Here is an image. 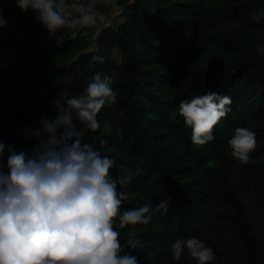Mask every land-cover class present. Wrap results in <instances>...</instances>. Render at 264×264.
Returning a JSON list of instances; mask_svg holds the SVG:
<instances>
[{
    "label": "trees",
    "instance_id": "1",
    "mask_svg": "<svg viewBox=\"0 0 264 264\" xmlns=\"http://www.w3.org/2000/svg\"><path fill=\"white\" fill-rule=\"evenodd\" d=\"M112 1L125 19L103 28L97 42L120 53L118 65L100 63L92 53L73 58L82 50L71 38L77 28L49 33L14 1L0 0V47L38 53L49 34L54 52L22 59L19 69L0 62V116L13 102L26 109L11 129L0 123V143L30 153L39 140L28 130L42 115L54 118L53 98L61 91L81 94L100 72L110 77L116 101L102 106L100 128L86 130L83 141L114 159L110 173L120 180L117 190L127 193L121 211L146 203L154 209L169 198L168 212L152 211L147 224L114 225L125 251L139 264H197L187 249L174 259L171 248L195 235L213 248L210 264H264V57L254 43L255 35L264 36V17L254 19L258 11L264 15V0ZM209 89L229 95L232 110L214 126L215 139L198 145L179 103ZM237 127L256 133L247 164L228 145ZM171 144L189 158L169 155ZM7 155L6 147L0 170H7Z\"/></svg>",
    "mask_w": 264,
    "mask_h": 264
},
{
    "label": "clouds",
    "instance_id": "2",
    "mask_svg": "<svg viewBox=\"0 0 264 264\" xmlns=\"http://www.w3.org/2000/svg\"><path fill=\"white\" fill-rule=\"evenodd\" d=\"M15 6L49 33L96 23L90 0H76L72 10L65 0H15ZM4 22L0 18V26ZM93 59L104 62L103 56ZM116 95L110 77L96 72L81 94L61 91L53 98L54 118L42 115L39 126L28 130L39 140L30 153L0 143V154L8 148L7 170H0V264H139L114 225L147 224L152 211L168 212L169 198L154 209L146 203L121 211L127 193L117 190L120 180L110 173L114 159L83 141L86 130L100 128L97 114L115 103ZM231 104L229 95L211 89L182 100L178 111L191 128L192 142L213 141L214 126L231 112ZM256 144L248 127H237L228 140L241 164L249 162ZM171 248L177 260L185 249L197 264L215 260L213 248L195 235L176 239Z\"/></svg>",
    "mask_w": 264,
    "mask_h": 264
},
{
    "label": "rangeland",
    "instance_id": "3",
    "mask_svg": "<svg viewBox=\"0 0 264 264\" xmlns=\"http://www.w3.org/2000/svg\"><path fill=\"white\" fill-rule=\"evenodd\" d=\"M12 1L15 2V0ZM73 1L75 4L76 0ZM90 3L93 5V9L96 14V23L92 26L78 27L76 32L72 34L71 38H75L77 42L82 45V50L79 53L74 54L73 58H76L80 53H92L94 55L97 54L99 56H103L104 61H107L110 65H118L121 60L120 53L114 48H100V46H98L97 37L103 28H114L124 21L123 7L114 4L112 0H90ZM71 6H68L69 10H72ZM263 17V11H258L254 15V19L256 20ZM254 43L258 52L264 57V36L261 34L255 35ZM37 54L53 57V46L51 36L49 34H45L43 36L41 44L38 47V53L32 50L11 51L7 47H0V62L12 69H19V64L22 59L32 58ZM16 85L19 86L18 82L14 81L13 86L16 87ZM3 100H5V104L10 103V98L8 97H5ZM8 107L10 109L8 111H4L0 116V123L5 129H11L14 126L13 119L17 115L26 111V109L18 105V102H13L12 104H9ZM103 134L110 135V129L105 127L103 129ZM167 151L169 155L178 160L189 158L186 153L178 150L173 144L167 147ZM195 183H198L197 179H195Z\"/></svg>",
    "mask_w": 264,
    "mask_h": 264
}]
</instances>
